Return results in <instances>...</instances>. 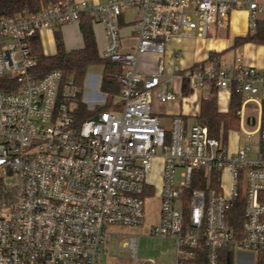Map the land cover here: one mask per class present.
Segmentation results:
<instances>
[{
	"label": "built area",
	"instance_id": "obj_1",
	"mask_svg": "<svg viewBox=\"0 0 264 264\" xmlns=\"http://www.w3.org/2000/svg\"><path fill=\"white\" fill-rule=\"evenodd\" d=\"M244 8L254 32L264 14L256 0H58L37 14L0 17V264H96L107 228L143 224L142 195L157 158L164 183L151 234L175 240L171 264H220L227 250L264 255V130H246L260 134L256 156L252 146L231 151L199 122L187 131L183 116L165 130L152 105L154 97L176 100V88L164 89L176 78L187 79L191 91L214 83L218 98L242 96L244 129L248 119L261 122L264 70L239 59L235 73L212 65L163 81L162 61L153 74L138 72L140 54L162 56L177 38L206 37L212 24ZM129 11L137 44L123 51L121 18ZM83 16L104 26L101 57L123 72L119 113L79 121V86L60 70L36 78L31 41ZM250 104L257 116H246ZM195 182L200 187L191 189ZM238 205L239 227L232 214ZM138 240L125 243L135 259Z\"/></svg>",
	"mask_w": 264,
	"mask_h": 264
},
{
	"label": "crops",
	"instance_id": "obj_2",
	"mask_svg": "<svg viewBox=\"0 0 264 264\" xmlns=\"http://www.w3.org/2000/svg\"><path fill=\"white\" fill-rule=\"evenodd\" d=\"M73 1H88L91 3L101 4L106 0ZM256 2L264 6V0H256ZM263 15L264 14L260 15L259 19H262ZM121 22L123 36L122 49L123 51H131L137 44V38L134 34L132 19L128 21V12L123 14ZM57 29H60L62 33L64 45L67 51L84 47L80 22H73L40 32L39 37L42 50L45 55L51 56L57 52L55 41V31ZM93 30L100 54L99 49L104 48L105 46V29L102 24L93 23ZM249 32V14L247 9L233 10L223 24H212L208 29L206 37L202 38L197 35H192L177 38L168 44L165 53L162 56L156 53L140 54L138 59V72L143 76L153 74L156 72L160 62L162 61L165 69L162 77L163 81L170 79V77H183L186 72L196 66L197 68L200 67L202 69H207L212 65H215L217 68L227 69L231 73H235L236 65L238 64L237 61L239 59L243 65H252L259 70H264V45L255 43L236 45V39L246 37ZM231 53L233 54V57L232 59H228L227 57ZM211 55H214V57L210 59ZM98 85L101 89V81L99 84L97 79L94 87L95 90L98 88ZM175 88L177 90L176 100L162 103L154 97L152 104L153 111L159 118L164 129L166 126L171 129L173 119L177 116H183L185 128L189 131L192 125L199 122L201 101L202 99L210 97L211 88H195L191 91L189 89L187 79L183 78L178 80L176 78L167 83L164 89L169 91ZM93 97L95 98L93 99ZM222 98L223 95L218 98V108L220 112L225 113L229 110L230 102L227 100L228 102L222 104ZM82 101L85 102L87 106L89 103L91 105L97 104L96 106H98L102 101H106V94H98L97 92L93 93L91 91L84 94L83 89ZM260 123L258 124L257 122L255 126L257 125V127H260ZM248 126H252V123H248ZM233 136L235 138L234 142H232ZM228 141L231 151H235L239 148V134L235 135V131L232 132L231 138ZM146 188H153L155 194L154 186H148Z\"/></svg>",
	"mask_w": 264,
	"mask_h": 264
},
{
	"label": "trees",
	"instance_id": "obj_3",
	"mask_svg": "<svg viewBox=\"0 0 264 264\" xmlns=\"http://www.w3.org/2000/svg\"><path fill=\"white\" fill-rule=\"evenodd\" d=\"M58 0H0V17L11 18L19 14H37L45 8L54 5ZM80 28L83 35L84 47L76 50L67 51L64 45L60 29L55 31V41L57 52L54 55L47 56L44 54L41 46L39 34H36L31 41V48L36 59L35 76L42 78L48 73L60 70L64 79L73 78L80 88L79 102V121L90 117L88 106L82 101L84 83L88 69L97 64L103 66V76L101 79V91L106 94V101L98 105L95 109L100 111H112L117 108L116 99L121 96L122 86L118 83L117 78L123 72V66L110 60L103 59L98 51L97 42L93 30V20L90 16H83L80 20ZM245 43H255L264 45V15L259 19L254 32L244 38H237L236 45ZM214 55H211L210 59ZM197 68L194 67L193 69ZM0 87L1 81H0ZM211 96L201 101V111L199 123L205 126L209 136L220 139L224 144L228 143L229 133L238 131L240 127L239 111L242 104V96L233 92L231 96L229 110L220 112L218 108V88L213 83L211 85ZM119 105H120V100ZM262 114L260 130H264V95L261 96ZM200 187L196 182L191 189ZM148 194H154L153 188H146L143 199ZM236 214V220L241 225L243 220L242 206L238 205L232 212ZM234 251L221 252L220 264H234ZM256 264H264V255L258 253Z\"/></svg>",
	"mask_w": 264,
	"mask_h": 264
},
{
	"label": "rangeland",
	"instance_id": "obj_4",
	"mask_svg": "<svg viewBox=\"0 0 264 264\" xmlns=\"http://www.w3.org/2000/svg\"><path fill=\"white\" fill-rule=\"evenodd\" d=\"M134 15L133 11L128 12V21L132 19ZM100 48V54L102 50ZM233 54L228 55V59H232ZM103 76V66L101 64L93 65L88 69L85 83L84 94L87 92H97L103 94L98 85L95 90V83L98 79L100 81ZM95 95V94H94ZM95 97H93L94 99ZM156 98V97H155ZM157 99V98H156ZM119 98L116 99L117 108H119ZM97 104H88L89 115L93 116L98 113L95 109ZM113 109V111H118ZM258 114L257 107L254 104H250L246 109V116H256ZM256 126H246L238 128L239 132V147L246 148L252 146L254 156H256L261 150L260 134L258 132L248 134V132L254 131ZM166 130L170 128L165 127ZM232 142L235 141L233 136ZM162 152L159 150V155ZM163 169L164 160L162 158L154 159L152 162L151 173L147 176L146 182L155 187L156 194H148L145 199L144 206V220L140 226L133 227H118L112 226L107 228L106 235L101 243L99 256L96 264H153L151 260L155 261V264H171L175 260V240L173 238H165L161 236L152 235V231L158 226L160 220L161 200L158 195L163 189ZM177 208H180V204L177 202ZM132 236L139 237L137 243L136 259L132 258V251L125 246V243L130 242ZM258 254L255 251H236L234 264H256Z\"/></svg>",
	"mask_w": 264,
	"mask_h": 264
},
{
	"label": "water",
	"instance_id": "obj_5",
	"mask_svg": "<svg viewBox=\"0 0 264 264\" xmlns=\"http://www.w3.org/2000/svg\"><path fill=\"white\" fill-rule=\"evenodd\" d=\"M248 123H249V119H248ZM255 124H256V119L252 118V126H255Z\"/></svg>",
	"mask_w": 264,
	"mask_h": 264
},
{
	"label": "bare ground",
	"instance_id": "obj_6",
	"mask_svg": "<svg viewBox=\"0 0 264 264\" xmlns=\"http://www.w3.org/2000/svg\"><path fill=\"white\" fill-rule=\"evenodd\" d=\"M226 102H228V101H227V97H223V98H222V104H225Z\"/></svg>",
	"mask_w": 264,
	"mask_h": 264
}]
</instances>
